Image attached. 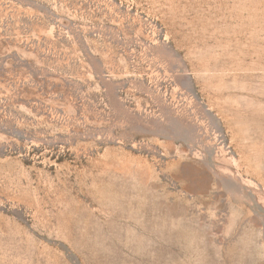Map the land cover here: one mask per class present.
<instances>
[{
  "label": "rangeland",
  "instance_id": "obj_1",
  "mask_svg": "<svg viewBox=\"0 0 264 264\" xmlns=\"http://www.w3.org/2000/svg\"><path fill=\"white\" fill-rule=\"evenodd\" d=\"M0 264H264V0H0Z\"/></svg>",
  "mask_w": 264,
  "mask_h": 264
}]
</instances>
